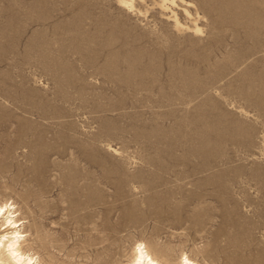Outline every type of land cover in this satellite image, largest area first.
Here are the masks:
<instances>
[{"label":"rangeland","instance_id":"1","mask_svg":"<svg viewBox=\"0 0 264 264\" xmlns=\"http://www.w3.org/2000/svg\"><path fill=\"white\" fill-rule=\"evenodd\" d=\"M1 204L38 264H264V0H0Z\"/></svg>","mask_w":264,"mask_h":264},{"label":"bare ground","instance_id":"2","mask_svg":"<svg viewBox=\"0 0 264 264\" xmlns=\"http://www.w3.org/2000/svg\"><path fill=\"white\" fill-rule=\"evenodd\" d=\"M126 3L123 2V4ZM125 6L128 7V5ZM14 213L13 208L8 204L0 205V219L4 218V224L1 225V228L2 226L4 227V233L0 235V247H3L5 250L3 253H7L5 258H2L0 254V264H38V262L34 260V257L23 251L22 244L26 235L20 231L19 228H21V225L23 224H19V221L16 220L18 215L16 216ZM142 245L143 244H141L138 247L137 252H135V257L131 264H161L156 257H154L148 250H145V247H141ZM178 264L196 263L188 256H184Z\"/></svg>","mask_w":264,"mask_h":264}]
</instances>
